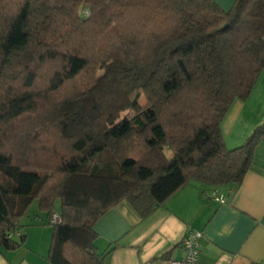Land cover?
Wrapping results in <instances>:
<instances>
[{
    "label": "trees",
    "instance_id": "1",
    "mask_svg": "<svg viewBox=\"0 0 264 264\" xmlns=\"http://www.w3.org/2000/svg\"><path fill=\"white\" fill-rule=\"evenodd\" d=\"M263 71L264 0H0V251L38 203L50 264H105L94 226L119 204L241 185L264 123L235 149L222 125Z\"/></svg>",
    "mask_w": 264,
    "mask_h": 264
},
{
    "label": "crops",
    "instance_id": "2",
    "mask_svg": "<svg viewBox=\"0 0 264 264\" xmlns=\"http://www.w3.org/2000/svg\"><path fill=\"white\" fill-rule=\"evenodd\" d=\"M215 1L225 11L235 2ZM263 122L264 71L250 98L236 101L223 122L227 147L242 146ZM219 198L225 202L220 203ZM25 219L23 246L16 251L1 250L0 264H50L53 227L40 211ZM94 230L105 264L181 261L185 255L182 242L191 230L203 234L199 264H264V140L241 185L192 181L146 219L123 202L109 210Z\"/></svg>",
    "mask_w": 264,
    "mask_h": 264
},
{
    "label": "built area",
    "instance_id": "3",
    "mask_svg": "<svg viewBox=\"0 0 264 264\" xmlns=\"http://www.w3.org/2000/svg\"><path fill=\"white\" fill-rule=\"evenodd\" d=\"M220 203H224L222 198L217 199ZM61 222V218L57 213L51 217V224ZM203 238L202 232L191 230L182 242V249L184 250V258L181 261L168 260L166 264H199L200 262V246L201 239Z\"/></svg>",
    "mask_w": 264,
    "mask_h": 264
},
{
    "label": "rangeland",
    "instance_id": "4",
    "mask_svg": "<svg viewBox=\"0 0 264 264\" xmlns=\"http://www.w3.org/2000/svg\"><path fill=\"white\" fill-rule=\"evenodd\" d=\"M80 15L83 17V18H86L89 16V9L86 7V6H82L81 9H80ZM128 113H124L122 116L125 117ZM264 123V122H263ZM262 123V124H263ZM253 133V132H252ZM251 133V135H252ZM250 135V136H251ZM249 136V137H250ZM165 153L167 156L170 157V151H168L167 149H165ZM39 211V208H38V203H35L32 207H31V216L33 215L34 216V213L38 212ZM27 220L26 219H23L22 220V223L26 222Z\"/></svg>",
    "mask_w": 264,
    "mask_h": 264
}]
</instances>
